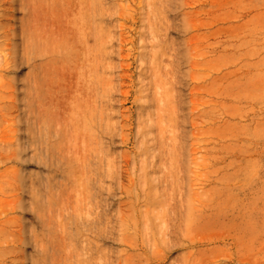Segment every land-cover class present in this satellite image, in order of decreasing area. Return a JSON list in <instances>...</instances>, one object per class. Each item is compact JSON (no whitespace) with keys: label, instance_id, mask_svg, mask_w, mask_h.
<instances>
[{"label":"rangeland","instance_id":"rangeland-1","mask_svg":"<svg viewBox=\"0 0 264 264\" xmlns=\"http://www.w3.org/2000/svg\"><path fill=\"white\" fill-rule=\"evenodd\" d=\"M80 1L0 0V264H264V0Z\"/></svg>","mask_w":264,"mask_h":264},{"label":"bare ground","instance_id":"bare-ground-1","mask_svg":"<svg viewBox=\"0 0 264 264\" xmlns=\"http://www.w3.org/2000/svg\"><path fill=\"white\" fill-rule=\"evenodd\" d=\"M80 3H81V5H84L85 6V4H86V1L85 0H81L80 1ZM90 8V7H89ZM92 11V15H91V13H90V15H91V17H93V13L94 12H96V9L94 8V9H92L91 10ZM90 11V12H91ZM83 17H85V16H83ZM92 21V18H91V20H89V19H87V23H86V26L90 23ZM90 30V35H92L93 36V38L92 39H94V42H93V44H92V48L90 49V50H87V49H85L84 48V50H85V52H84V54L82 55V60L83 61H85V63H86V66L88 65V67L90 66L91 68H92V71H93V73L95 74V71H96V65H97V62H96V57H97V43H96V37H97V34L95 35V28L93 27V28H91V29H89ZM78 31V35L80 36V37H82V39H85L86 37H87V33L85 32V29H83V28H81L80 27V29L79 30H77ZM92 33V34H91ZM49 37V39H50V41H51V45H52V43H53V41H54V36L53 35H50V36H48ZM44 38V36H42V39ZM38 46H39V49H40V45L38 44ZM35 47V49H36V45L34 46ZM50 47H45V50H50L49 49ZM52 49H58V50H60V49H63L62 48V46H60V45H58V46H52ZM65 61V60H64ZM93 82V81H92ZM94 82L96 83V81L94 80ZM94 83V84H95ZM92 85H93V83H92ZM94 86V85H93ZM95 90V87L93 88V91ZM21 161H23V163H27L28 161H26V160H21Z\"/></svg>","mask_w":264,"mask_h":264}]
</instances>
